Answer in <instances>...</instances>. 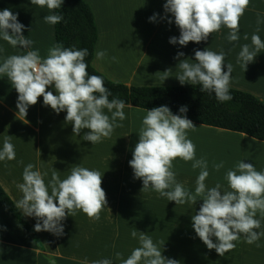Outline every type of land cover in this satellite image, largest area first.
<instances>
[{"label":"crops","instance_id":"crops-1","mask_svg":"<svg viewBox=\"0 0 264 264\" xmlns=\"http://www.w3.org/2000/svg\"><path fill=\"white\" fill-rule=\"evenodd\" d=\"M85 1L92 9L98 30L91 64L109 80L134 86L181 85L176 79L180 72L179 60L175 59L177 52L184 53L179 59L194 63V50L206 48L225 53V71L226 65L232 64L230 87L250 92L264 101V49L245 71L237 63L242 46L251 45L253 34L264 41V0H250L239 21L238 41L229 42L226 38L228 29L222 28L206 41L189 42L184 47L169 43L170 37H179V29L171 14L164 12L165 0ZM6 8L18 14V21L25 26L22 35L33 44L31 49L13 48L0 39V48L3 49L0 63L7 56L22 55L27 50L38 49L40 56L45 58L56 41L54 25L45 22L43 17L53 13L46 7L30 4V0H0V10ZM154 13L157 14L156 20L149 21ZM257 13L262 21L259 26ZM167 19H172L173 23H167ZM99 51L106 53L103 59H97ZM166 69H170L169 78L163 81L162 72ZM47 90L55 94L54 87ZM17 96L7 77H0V150L4 138L9 135L16 153L15 159L0 161L3 189L17 203L22 198L17 185L23 183L22 173L26 165L33 164V170L47 173L45 183L50 181L53 171L65 179L73 167L81 166L103 174L102 188L106 192L107 206L101 211L99 220L89 219L82 211H77L73 217L67 216L62 221V236L35 231L45 248L42 251L0 205V264H49L50 260L55 264H82L87 260L92 264L102 259L122 264V260L140 246L138 236H131L133 230L144 232L158 246L165 242L162 255L177 260L179 264H264V235L254 244L245 243L241 236L234 242L236 247L220 257L214 249L206 248L192 228L191 217L199 211L202 200L195 205H176L151 189L141 191L142 181L134 179L128 162L138 142L147 109L125 104L126 119L117 121L123 127H116L110 138L91 144L83 140L89 130L73 134L72 125L64 120L66 112L54 113L43 105L42 97L34 106H29L23 117L16 108ZM104 111L111 117L107 109ZM192 123L196 128L187 135L195 145L196 159L207 160L209 176L205 184L208 188L220 184L222 192L229 190L226 173L235 170L241 161L264 172V141L242 132ZM221 162L223 167L215 170L213 165ZM173 171L177 182L194 193L200 169H193L191 161L186 163L177 159L173 162ZM25 218L34 229L36 219ZM256 218L261 219V228L256 231L264 232V218L259 213ZM116 253H121L122 257L117 259Z\"/></svg>","mask_w":264,"mask_h":264},{"label":"clouds","instance_id":"clouds-1","mask_svg":"<svg viewBox=\"0 0 264 264\" xmlns=\"http://www.w3.org/2000/svg\"><path fill=\"white\" fill-rule=\"evenodd\" d=\"M63 3L64 0H30V4L46 7L53 13L43 17L51 25L62 21L63 17L55 14V10L61 9ZM249 3L250 0H165L164 12L171 14L179 29V37H170L169 43L182 47L189 42L200 43L222 28L228 29L226 38L229 42L238 41L239 21ZM156 16L154 13L149 21H155ZM261 22L257 13V25ZM167 23L171 24L173 20L167 19ZM24 28L18 21V14L7 8L0 10V39L13 48L31 49L33 41L22 35ZM244 39H248L247 35ZM262 49L264 41L253 34L251 45L242 46L237 63L245 71ZM87 55V49L64 47L59 43L48 49L45 58L40 56L38 49L27 50L22 55L4 58L0 63V77H7L17 92L16 108L23 117L27 115L29 106H34L42 97L43 105L50 107L54 113L66 112L64 120L72 125L73 134L79 135L81 130L87 129L89 131L83 135V140L91 144L100 143L102 139L110 138L116 127H123L117 121L126 119L123 111L126 105L123 100L109 98L111 92L101 76L89 75L85 62ZM105 55V52L99 51L96 57L103 59ZM183 56V52H177L175 57L179 60L180 69L176 79L181 85H199L201 92L213 93L220 102L232 99L229 89L233 66L229 63L224 70L223 51L194 50V63L179 59ZM112 59L115 60V57ZM169 71L162 72L163 81L169 78ZM49 87H54L55 94L47 90ZM105 109L111 117L105 114ZM186 112V106L179 108L180 114H173L167 106L147 109L139 129L138 142L128 163L134 179L142 181L141 191L151 189L176 205H195L202 200L199 211L191 217L192 228L208 250L214 249L223 257L236 247L234 242L241 236L245 243L254 244L264 235V232L256 231L261 228L257 213L264 218V172L257 171L249 162L241 161L235 170L226 173L229 190L222 192L220 184L208 188L205 184L209 176L208 163L204 158L196 159L195 145L187 135L196 127L184 115ZM10 140L9 135L4 138L0 161H11L16 157ZM177 159L186 163L191 161L193 169H200L194 193L177 182L173 171V162ZM213 167L219 171L223 163ZM33 169V164L23 169V183L17 185L22 198L15 207L22 210L25 216L36 219L34 231L62 236V221L67 216H75L77 211H82L91 220H99L101 211L107 206L106 192L102 188L103 174L76 166L65 179L53 171L50 181L45 183L47 173ZM131 236H138L140 246L134 248L122 264H179L177 260L162 255L165 242H160L158 246L151 237L137 230H133ZM116 257L120 259L122 254L116 253ZM49 264H55V261L50 260ZM82 264H88L87 260ZM92 264H112V261L102 259Z\"/></svg>","mask_w":264,"mask_h":264},{"label":"trees","instance_id":"trees-1","mask_svg":"<svg viewBox=\"0 0 264 264\" xmlns=\"http://www.w3.org/2000/svg\"><path fill=\"white\" fill-rule=\"evenodd\" d=\"M55 14L63 17L54 25L56 44L75 49H87L85 62L89 75L103 78L112 98L123 100L142 109L167 106L173 114H180L181 106L187 107L184 114L192 122L242 132L264 141V101L254 94L230 87L231 100L220 102L213 93L201 92L199 85L134 86L113 82L97 71L91 64L98 37L95 18L85 0H64ZM0 205L4 207L27 231L37 246L45 251L33 227L16 203L0 185Z\"/></svg>","mask_w":264,"mask_h":264},{"label":"rangeland","instance_id":"rangeland-1","mask_svg":"<svg viewBox=\"0 0 264 264\" xmlns=\"http://www.w3.org/2000/svg\"><path fill=\"white\" fill-rule=\"evenodd\" d=\"M92 2H94V0H92Z\"/></svg>","mask_w":264,"mask_h":264}]
</instances>
